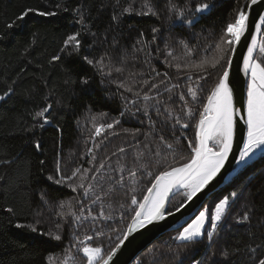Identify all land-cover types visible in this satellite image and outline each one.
I'll return each instance as SVG.
<instances>
[{
  "label": "trees",
  "instance_id": "16d2710c",
  "mask_svg": "<svg viewBox=\"0 0 264 264\" xmlns=\"http://www.w3.org/2000/svg\"><path fill=\"white\" fill-rule=\"evenodd\" d=\"M250 1L171 0L185 12L184 18L177 19L168 11V0H0V264H63L66 256L67 264H87L80 250L84 246L101 248L100 255L106 258L135 214L132 195L142 200L151 187L147 171L154 176L169 165L179 166L190 159L188 145L195 143L199 112L222 68H212L209 63L201 73L186 65L219 56L215 46L222 30ZM145 3L157 14L137 16L135 12L143 10ZM200 3H208L210 8L196 13ZM129 6L132 13H123ZM25 12L28 15L20 19ZM39 12L54 15L39 16ZM188 19L193 24L189 25ZM154 28L159 31L154 33ZM70 35H77L79 48L65 46ZM262 43L264 28L255 55L264 62V54L259 52ZM230 55L228 52L226 59ZM101 57L111 75H102L87 63V59ZM221 64L227 67L224 61ZM121 83L132 91L118 87ZM152 84L158 87L153 89ZM189 85L198 90L195 102L187 94ZM135 92L154 97L147 102L148 116L144 115L146 102ZM185 102L191 117L186 114ZM49 105L45 123L37 113ZM177 117L189 127L175 124ZM115 120L120 123L95 136V127ZM161 136L178 150L175 159L161 144ZM90 148L95 155L91 164ZM157 150L162 151L166 163H152L145 170L136 158L151 152L150 159L155 161L160 159L155 156ZM57 162L64 176L76 168L98 167L101 162L105 168L98 174V182L88 181L94 185V193L85 199L82 190L72 191L71 181L56 185L48 179L60 178ZM131 170L137 171L134 183L129 177ZM122 175L124 182L118 184ZM232 192L237 193L235 200ZM96 195L100 199L93 203ZM225 196L231 204L213 234L211 249L216 255L211 264H252L264 259V247L250 254L251 248L264 244V152L242 163L231 182L211 195L200 211L211 212ZM184 201L179 191L167 209L174 211ZM81 205L85 217L91 211L97 218L73 221L69 212L80 215ZM245 212L250 220L237 223ZM31 227L38 231L32 232ZM206 228L210 230L207 224ZM181 230L160 236L131 264H197L211 255L206 236L198 244L175 240ZM48 232L62 239L41 235ZM86 236L92 239L85 241ZM221 252L227 256L222 257Z\"/></svg>",
  "mask_w": 264,
  "mask_h": 264
},
{
  "label": "snow or ice",
  "instance_id": "6c2138e0",
  "mask_svg": "<svg viewBox=\"0 0 264 264\" xmlns=\"http://www.w3.org/2000/svg\"><path fill=\"white\" fill-rule=\"evenodd\" d=\"M259 2L260 0H251L247 7L251 8ZM209 8L210 5L208 3H200L195 7V12L203 13ZM142 9L143 10L136 11L135 14L137 16L157 14L155 9L149 3H145L142 6ZM132 11L133 9L131 6L123 9V13L131 14ZM168 11L174 13L177 19L185 17L184 10L178 9L175 4H172L171 0H168ZM37 14L39 16L54 15L53 13L44 12H39ZM27 15V12L23 13L20 19H23L24 16ZM113 20H118V17L113 16ZM187 23L191 25L193 24V20L188 19ZM9 27H12V25H9ZM255 28L257 32L264 28V16L260 18V24H257ZM152 31L155 33L159 30L154 28ZM245 33L250 34L249 17L246 11L240 10L235 15L234 20L229 22L222 30L220 40L215 46L219 56L213 58L211 61L200 59L198 61H191L186 65V67L199 70L201 73L207 71L209 63L212 68H216L218 65L222 68V75L219 76L218 82L212 88L211 94L207 96V103L203 105V110L199 112V119L195 124V143H189L188 145L191 149L190 159L179 164V166L174 167L169 165L167 168H164V170L159 171V174L154 176L151 171H147V175L152 177L150 180L151 187L147 188V194L143 196L142 200H138L134 194L132 195L131 205L134 206L133 210L135 214L131 217V224L127 226V231L123 233V238L120 239V242L112 249L107 259H104L100 255L101 248L84 246L80 250L87 258V264H109V261H111L117 250L124 243V240H126L132 232L145 228L147 225L153 224L154 222L162 221L166 218V215H174V213L169 211L166 207L170 195L173 194L174 190L183 189V195L185 197V201L176 207V212H179L185 207L187 202H191L198 193H201L217 177L221 169L224 167L225 162L228 160L236 134V121L234 119L236 115L241 114V112L245 113V124L247 126L246 135L243 138V147L239 151V157L236 163L240 164L245 162L247 158L257 150L264 151V62L258 60L254 55L257 42L256 36L252 35L251 43L247 45V54L243 57V72L247 78L246 102L243 109L237 108L234 103L235 89L231 84L229 71L232 60L231 58L226 59L228 52L234 53L236 51V45L240 43L241 39L245 36ZM77 35H70L65 41V46L73 45L76 48H79L80 43L77 39ZM184 48L186 53L191 55V49H189L186 43H184ZM259 52L264 54V43L261 44ZM168 55H172V53H168ZM57 59H59V57H57ZM221 61H224L228 67L221 64ZM87 63L97 67L102 75H111L110 71H105L107 65H105L104 57H101L99 60L87 59ZM176 67L179 70L180 65L177 64ZM116 71L120 72L122 69L116 68ZM200 78L203 79L204 76L201 75ZM188 80H192L191 75L188 76ZM84 83L86 84L87 80H85ZM117 86L124 87L125 91H132V88L126 87L123 83L118 84ZM157 87L158 85L156 84L151 85V88L153 89ZM134 94L137 97H141L140 92H135ZM187 94L191 97L192 101H197L198 90L194 89L191 85L187 87ZM5 95H7V93ZM141 98L146 102L144 115L148 116L147 102L154 99V97L144 93ZM0 99H3V97L0 96ZM180 100H185L183 94L180 95ZM157 103H160V101H157ZM50 107L51 105L45 107L42 111L37 113V116L44 118V114L48 112ZM165 111L168 112L169 116L172 115L168 109H165ZM185 111L188 116L191 117L193 115L191 109L187 108V102H185ZM121 115H124V113H121ZM95 119L96 118L93 117V120ZM44 122H48L46 118H44ZM119 123V120H115L112 123L95 127V136H100L104 129H113L115 125ZM175 124L179 125L181 128L189 127L187 123H182L179 117L176 118ZM181 135H183V133ZM160 142L165 148L174 154L175 159L178 150L174 148L173 144L165 143L163 136H161ZM96 147H98V145H96ZM119 151L124 152L125 149L120 148ZM87 154L91 156V159L89 160V163L91 164L95 160L93 150L91 148L88 149ZM151 155L152 153L149 152L146 156L141 154L136 158L138 162L142 163L145 170L150 167L152 163L157 165L166 163V158L162 155L161 150L155 152V156L160 157V159L152 161L150 159ZM104 168L105 164L104 162H101L98 167L92 169L76 168L72 171L71 175L64 176L60 171L59 162H57L56 174L59 175L60 178L56 179L54 176H49L48 179L53 181L56 185L67 184L71 181L72 183L70 184V187L72 191L76 192L82 190L83 197L88 199L89 194L94 193V185L88 181L98 182V174H102ZM120 171L123 172V168H121ZM90 173L92 174L90 175ZM77 177L79 178L78 183L76 182ZM129 177L134 183L137 177V171L131 170L129 172ZM86 182L88 183L86 184ZM123 182L124 177L122 175L117 183L119 184ZM131 190L133 193L135 192L134 187ZM230 195L233 200L237 198L236 192H232ZM99 199L100 197L96 195L93 203ZM68 206L71 208V204ZM60 207L63 208L64 204H61ZM121 207H123V204ZM7 211H12V209H7ZM228 212L229 197L225 196L223 199H220L218 203H215L214 210L211 212H209L208 209L199 211L198 215H196L195 218L192 219L186 227H183V230L179 231L174 237L175 240L184 242L185 245L198 244L201 242L202 238L205 236L207 237L210 242L209 251L211 252V255L205 256L201 261L197 262V264H211V261L216 255L215 251L211 249L213 234L217 232L218 227L221 225ZM83 213L84 209L83 205H81L80 215H77L74 212H69V215L72 216L73 221L75 222H79L81 219H87L88 217H91L92 219L97 218L92 216L91 211L88 212L87 217H85ZM100 216L103 217L104 213L101 212ZM249 220L250 215L248 212H245L242 217L236 220V222L242 223ZM206 224L209 225L210 230L206 228ZM16 227L21 228L24 226L16 224ZM31 231L35 233L38 230L36 227H31ZM41 235H47L55 241H60L62 239L59 234H54L52 232L46 234L41 233ZM91 239V236L85 237V241ZM81 243L83 244L84 241H81ZM262 247H264V244L257 245L256 248H251L250 254H255L256 250ZM261 255H264V252H262ZM221 256L226 257L227 254L221 252ZM98 257L99 259H97ZM68 259L69 257L66 256L63 264H67ZM252 264H264V259L253 260Z\"/></svg>",
  "mask_w": 264,
  "mask_h": 264
},
{
  "label": "water",
  "instance_id": "95a60500",
  "mask_svg": "<svg viewBox=\"0 0 264 264\" xmlns=\"http://www.w3.org/2000/svg\"><path fill=\"white\" fill-rule=\"evenodd\" d=\"M245 11L248 13L249 17L250 34L245 33L240 43L236 45V51L234 53L231 52L230 58L232 63L229 68L230 81L235 89L234 103L236 107L240 109H243L246 102L247 87V78L243 72V57L247 54V45L251 43L252 35H255L257 38L256 51L254 52V55H256L263 28L257 32L255 26L260 24V18L264 16V0H260L259 3L253 5L251 8L247 7ZM234 119L236 121V134L232 151L217 177L201 193H198L191 202H187L185 207L179 212L174 210L172 211L174 215H166L164 220L154 222L153 224L147 225L145 228L132 232L128 238L124 240V243L117 250L111 261H109V264H131L146 247L160 236L167 232L181 229L188 224L199 213L203 204L211 195L231 182L242 164H237L236 161L239 157V151L243 147V138L247 130L245 113L241 112V114L236 115ZM180 190L182 189L174 190L173 194L170 195L169 201L171 197ZM129 224H131V221ZM109 254L105 259L108 258Z\"/></svg>",
  "mask_w": 264,
  "mask_h": 264
},
{
  "label": "rangeland",
  "instance_id": "374dc122",
  "mask_svg": "<svg viewBox=\"0 0 264 264\" xmlns=\"http://www.w3.org/2000/svg\"><path fill=\"white\" fill-rule=\"evenodd\" d=\"M264 151H260V150H257L255 153H253L249 158H247V160L245 161V162H242L243 164H245V163H247V162H249L250 160H252L253 158H255V157H257V156H259V155H261L262 153H263ZM180 191H184L183 189L182 190H180ZM198 215V214H197ZM195 218V217H194ZM193 218V219H194ZM191 222V221H190ZM189 222V223H190ZM187 226V224L184 226V227H186ZM182 230H183V228H182ZM181 230V231H182Z\"/></svg>",
  "mask_w": 264,
  "mask_h": 264
},
{
  "label": "built area",
  "instance_id": "2783aa9c",
  "mask_svg": "<svg viewBox=\"0 0 264 264\" xmlns=\"http://www.w3.org/2000/svg\"><path fill=\"white\" fill-rule=\"evenodd\" d=\"M231 202L229 201V206H230Z\"/></svg>",
  "mask_w": 264,
  "mask_h": 264
}]
</instances>
